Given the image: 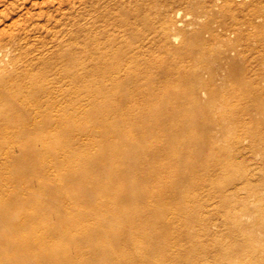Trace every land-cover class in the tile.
<instances>
[{"label": "bare ground", "instance_id": "bare-ground-1", "mask_svg": "<svg viewBox=\"0 0 264 264\" xmlns=\"http://www.w3.org/2000/svg\"><path fill=\"white\" fill-rule=\"evenodd\" d=\"M104 1L77 0L59 9L60 20L33 17L0 46V264H172L157 222L167 196L180 200L182 223L206 233L222 218L226 237L255 250L264 223L249 221L264 205V177L257 175L264 137L250 130L256 116L214 104L204 124L180 110L197 111L193 103L207 87L224 101L240 100L236 83L250 70L241 63L245 51L227 48L217 54L224 61L216 70L191 71V43L207 45L210 23L180 41V27L193 24L165 20L156 0L157 28L144 8ZM172 95L185 104L173 105ZM179 128L197 130L193 150L179 147ZM185 160L194 162L190 172L169 188L167 174L180 172ZM187 185L203 186L214 200L201 221L191 213L196 194L182 190Z\"/></svg>", "mask_w": 264, "mask_h": 264}, {"label": "rangeland", "instance_id": "rangeland-1", "mask_svg": "<svg viewBox=\"0 0 264 264\" xmlns=\"http://www.w3.org/2000/svg\"><path fill=\"white\" fill-rule=\"evenodd\" d=\"M107 1L109 0L104 1V5L122 3L124 0L122 2L121 0H110L108 3ZM156 1L159 7L163 9L162 16L165 20L170 22L184 20L185 24H193L192 30H188V26L180 27V41L184 39L191 40L193 29L199 27L200 24H211L213 34L211 36L206 35L207 45L202 46L200 43L191 40L195 58L192 66L189 67L191 71L216 70L224 61L217 54L221 56L227 48L235 46L245 51L246 56L241 63L244 67L249 65L248 68L250 69L248 70L249 78H246L240 84L236 83L239 96L242 97L240 100L224 101L220 97H214L215 95H213L211 88L207 87L200 92V99L193 103L194 107L199 108L196 109L197 111L187 109L189 112H186V109L182 110L180 109L181 107H177V109L181 110L182 116L195 121L196 119L199 121L201 118L205 121L204 124H207V117L212 116L214 104L223 105L222 108L219 107L223 111L239 106V108L242 107L257 118V126L250 129L251 132L256 137H264V0H188V3L185 4L180 3L179 0ZM74 2H77V0H0V46L6 45L9 39H12V35L23 33L24 28H28L37 19L46 22L48 17L51 16L53 19L57 18V20H60L61 13L59 9L61 8L64 11ZM126 5L132 12L138 7L144 8V12L146 11L145 13L149 17V26L157 28L160 25L162 18L151 8L153 5L152 1L126 0ZM230 8L233 9L234 14L227 15V9ZM189 9L192 11L191 14L187 13ZM44 12L45 14H43ZM179 12H181L180 17H178ZM248 15H253L252 23L247 21ZM54 24L55 22H51V25ZM9 42L12 43L13 41ZM258 71L262 72L260 79L255 78V72ZM187 84V82L182 83V90L186 88ZM214 84L222 86L220 81ZM225 84L229 85V82ZM170 101H172L173 105L177 104L178 106L186 102L183 101L182 95H172ZM229 105L231 106L229 107ZM178 132L183 135L177 137L179 138V147L193 150L196 139L195 132L197 130L194 128L191 130L179 128ZM207 136L208 133L204 130L202 133L203 139ZM192 161L196 162L194 158ZM193 163L185 160V167H182L183 169L180 172L176 171V169L169 172L165 178L167 186L171 189H178L177 181H179L178 178H180L181 172L186 170L185 173L190 172L188 167ZM192 175L200 178L204 177L201 172H195ZM257 175L264 177L263 168L260 171L257 170ZM104 176H109V173H104ZM165 183H159V187H164ZM190 186L187 185L182 190L191 197L196 194L193 197L196 202L194 205L196 206H193V211L190 208L187 211L190 209L192 214L194 212V218L201 221V219L213 212L214 200L209 199V194L206 190H203V186ZM184 189L186 190L184 191ZM148 196L152 197V192ZM204 203L207 205L204 206ZM180 205L179 199L167 196L163 201L160 221L157 220L158 224L162 226L159 232L160 236L166 237L170 241L169 245H163L164 251L171 254L172 259L173 257L175 258L174 260L170 259L171 262L168 261L169 263L174 261L172 264H225L226 262V264H264V223L259 226L257 247L255 250L250 251L241 247L235 239L225 236L224 231H222L224 230L222 218L218 219L219 228L212 226L211 230L206 233L202 231V227L196 225L188 226L186 223H182L183 221H179ZM257 208L258 211L249 219L250 223L256 222L259 218L264 221V205H259ZM142 210L145 213L151 212L150 209L144 207L140 211L142 212ZM182 232L189 233L193 238H183ZM124 234L126 237H134L137 241L135 232H126ZM130 247L122 246V249L128 250ZM229 255L233 256L229 258ZM217 258L218 261H216ZM229 259H232L231 262Z\"/></svg>", "mask_w": 264, "mask_h": 264}]
</instances>
